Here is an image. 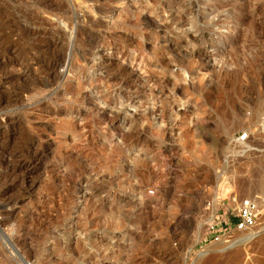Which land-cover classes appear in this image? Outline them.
<instances>
[{
  "label": "rangeland",
  "instance_id": "rangeland-1",
  "mask_svg": "<svg viewBox=\"0 0 264 264\" xmlns=\"http://www.w3.org/2000/svg\"><path fill=\"white\" fill-rule=\"evenodd\" d=\"M0 264H264V0H0Z\"/></svg>",
  "mask_w": 264,
  "mask_h": 264
},
{
  "label": "built area",
  "instance_id": "built-area-1",
  "mask_svg": "<svg viewBox=\"0 0 264 264\" xmlns=\"http://www.w3.org/2000/svg\"><path fill=\"white\" fill-rule=\"evenodd\" d=\"M246 134H242L241 138H245ZM260 208L258 202L252 196L243 198L237 205L236 211L229 215V219H223L218 213L215 214L214 219L209 223L208 229L211 240L221 241L223 236L232 230H248L253 228L259 218ZM231 216L238 217L237 221H233ZM228 237H231L228 236ZM229 241V240H228Z\"/></svg>",
  "mask_w": 264,
  "mask_h": 264
},
{
  "label": "trees",
  "instance_id": "trees-1",
  "mask_svg": "<svg viewBox=\"0 0 264 264\" xmlns=\"http://www.w3.org/2000/svg\"><path fill=\"white\" fill-rule=\"evenodd\" d=\"M231 218L233 221H237L239 219L238 217H234V216H231Z\"/></svg>",
  "mask_w": 264,
  "mask_h": 264
}]
</instances>
